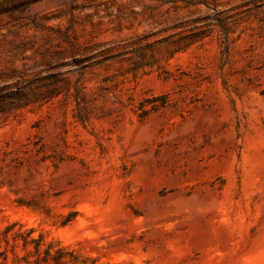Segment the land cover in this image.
Segmentation results:
<instances>
[{
	"label": "rangeland",
	"instance_id": "rangeland-1",
	"mask_svg": "<svg viewBox=\"0 0 264 264\" xmlns=\"http://www.w3.org/2000/svg\"><path fill=\"white\" fill-rule=\"evenodd\" d=\"M0 109V264H264V0H0Z\"/></svg>",
	"mask_w": 264,
	"mask_h": 264
},
{
	"label": "trees",
	"instance_id": "trees-1",
	"mask_svg": "<svg viewBox=\"0 0 264 264\" xmlns=\"http://www.w3.org/2000/svg\"><path fill=\"white\" fill-rule=\"evenodd\" d=\"M17 98H18L19 102H23V100H24V104H25L29 100H36V98H39V95L33 94V95H31V97H26L25 95H23V97L21 96V97H17ZM20 104H22V103H18L17 105H20Z\"/></svg>",
	"mask_w": 264,
	"mask_h": 264
}]
</instances>
